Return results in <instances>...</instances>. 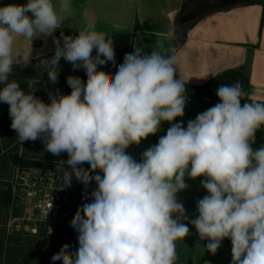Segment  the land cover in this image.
Listing matches in <instances>:
<instances>
[{
    "label": "clouds",
    "instance_id": "clouds-1",
    "mask_svg": "<svg viewBox=\"0 0 264 264\" xmlns=\"http://www.w3.org/2000/svg\"><path fill=\"white\" fill-rule=\"evenodd\" d=\"M70 7L69 0H60L61 11ZM60 26L52 0L0 7V102L9 106L18 142L42 139L49 153L66 152L68 159L57 166L62 186H70L73 176L85 188L96 185L70 221L77 249L64 244L52 261L176 264V242L189 235L190 223L213 255L227 238L231 264H264V145L253 148L264 128V102L242 105L239 80L220 85L219 103L185 127L175 122L187 102L185 82L176 78V49L168 55L134 49L109 73L98 66L115 61L113 41L90 22L76 36L61 34L62 43L54 39L55 54L41 61L53 84L61 58L85 70L86 83L70 75V94L49 93L45 103L31 82L26 92L9 79L14 66L33 60L32 47L14 44L17 37L32 43L51 36ZM167 35L174 39V29ZM163 122L170 125L166 134L139 161L126 152L160 131ZM186 177H203L207 192L196 202L194 219L177 198L188 187Z\"/></svg>",
    "mask_w": 264,
    "mask_h": 264
},
{
    "label": "crops",
    "instance_id": "crops-1",
    "mask_svg": "<svg viewBox=\"0 0 264 264\" xmlns=\"http://www.w3.org/2000/svg\"><path fill=\"white\" fill-rule=\"evenodd\" d=\"M188 1L69 0L71 7L66 13L60 9V0H52L61 26L51 36L32 43L17 37L14 48L32 47L33 60L45 57L53 53L56 33L78 34L94 22L98 32L128 46L127 53L138 49L145 54L155 50L168 55L170 48L176 49V78L185 82L187 102L185 115L175 122L182 121L185 127L197 114L219 103L216 90L220 85L230 86L239 80L245 92L242 105L264 102V0L238 1L213 9H189ZM26 3L27 0H0V7ZM173 29L175 38L170 39L167 34ZM169 127L168 122H163L160 131L139 145L129 146L126 152L139 161L141 153L155 145ZM262 145L264 128L256 133L253 148ZM202 179L186 177L188 187L177 194L189 219L196 218V202L207 195ZM188 227L189 235L176 242L180 246L176 248V264H231L229 239H224L213 255L205 249L208 241L201 240L190 223ZM77 247L78 242L71 239L70 251Z\"/></svg>",
    "mask_w": 264,
    "mask_h": 264
},
{
    "label": "trees",
    "instance_id": "trees-1",
    "mask_svg": "<svg viewBox=\"0 0 264 264\" xmlns=\"http://www.w3.org/2000/svg\"><path fill=\"white\" fill-rule=\"evenodd\" d=\"M138 28L134 27V31ZM76 36L78 34H70V33H56L54 39H60L61 43L62 36ZM112 39L113 47L115 51L120 55L119 61L117 65L123 62V58L126 54L124 52V45H121L118 41H116L115 37H107ZM56 45L54 43L53 53L51 55L37 58L32 60V63L24 66L23 64H19L14 66L13 72L9 77L10 80L14 79L19 82L20 87L26 91L28 87L27 79L31 75V73L38 77V74L41 73L44 68L41 61L43 59H50L55 54ZM61 64L65 63V60L61 58ZM116 71V69H115ZM37 79V78H35ZM36 91H40L39 98L42 99L45 103H50L49 93L56 94L57 91L60 94L67 95L69 94V89L63 85V83L57 84L53 90L50 87H46L43 85L42 80L34 81ZM41 95V96H40ZM37 142L44 144L42 139H37ZM36 141H29L31 143H36ZM18 139L17 133L11 128V118L9 116V106L6 103L0 102V170H2L5 174L7 170V165H11L12 167L17 165L19 158L16 153L18 147ZM46 151V150H45ZM48 154L49 152L46 151ZM51 154V153H50ZM52 157H49L50 160L47 162H36L30 163L24 161L21 163L20 168H28V167H40L46 169H52L58 167L53 166L52 161H56L60 156H55L51 154ZM87 163L83 164L82 167L86 166ZM64 169H67L65 165H63ZM96 173H91V175H95ZM3 179V178H2ZM11 205V186L7 183V181L0 180V218L7 212ZM13 209V208H12ZM15 210H12L14 215L16 213ZM38 237H23L19 234H14L12 236H4V231L0 228V264H62V261H52L51 257L53 254L57 253L64 244H69V251L71 249V235L69 232L65 230H59L57 234L53 237L48 238L47 230L42 228L39 229ZM26 235V234H24ZM5 240V242H4ZM4 256V259H3ZM1 261L3 263H1Z\"/></svg>",
    "mask_w": 264,
    "mask_h": 264
},
{
    "label": "built area",
    "instance_id": "built-area-1",
    "mask_svg": "<svg viewBox=\"0 0 264 264\" xmlns=\"http://www.w3.org/2000/svg\"><path fill=\"white\" fill-rule=\"evenodd\" d=\"M58 169L33 168L21 172L12 183L13 198L19 203L18 215L12 221V231L27 234L26 226L48 228L47 233L65 230L72 240L77 241V233L70 221L77 209L85 204V194L95 189L92 181L87 188L74 176L70 186H62ZM57 233V232H56ZM34 235V234H31Z\"/></svg>",
    "mask_w": 264,
    "mask_h": 264
},
{
    "label": "rangeland",
    "instance_id": "rangeland-1",
    "mask_svg": "<svg viewBox=\"0 0 264 264\" xmlns=\"http://www.w3.org/2000/svg\"><path fill=\"white\" fill-rule=\"evenodd\" d=\"M239 1V2H238ZM245 1H251V0H232V1H229L228 3H225V4H238V3H242V2H245ZM233 2H238V3H233ZM188 4V8L189 9H199V8H206V6H203V5H199L197 4V1L196 0H189L187 2ZM225 4H222V5H216V6H211V7H207V8H217V7H222L223 5ZM197 5V6H196ZM199 5V6H198ZM119 41V39L117 38L116 41ZM17 48V47H16ZM21 48L23 49H26L24 46H21ZM124 52H128V49L129 47L128 46H125L124 47ZM20 49V48H19ZM115 51V49H114ZM32 55H35L34 51H32ZM40 53V52H38ZM93 55H95V50L93 51ZM119 58H120V55L115 51V61L114 62H109L107 63L106 65H103V66H98V68H101L102 70L106 71V72H109V73H114L115 72V69H116V65H117V62L119 61ZM42 72L38 74V77H35L32 73L31 75L28 77L27 79V84H29V82H31L32 84H34V81H38V80H42L43 81V85L46 86V87H50L51 90L54 89V87L59 84V83H63V85L66 87V89L70 88V86L67 84V77L68 76H78L82 79V81H84L86 83V80H87V76H86V72L85 70L83 69H74L73 66L65 61L64 64H59V75H58V82L53 84L49 81V78H48V74H47V69L44 67L43 70H41ZM37 78V79H35ZM69 94L71 92V88L69 89ZM29 91V87L26 88V92ZM39 94H40V91L38 92H35V95L37 97H39ZM41 96V95H40ZM45 145L44 144H41L39 142L36 141V143H31L29 141H25L23 144L19 143L18 144V147H17V150H16V153L18 155V158H19V161L17 163V165L15 166H9L7 165V170H6V173L7 175H4L5 173L0 170V180H5L7 181L8 184H10L11 186V205H10V208L7 212L4 213V215L0 218V228L1 230H3L4 232V236H12L14 234H19L23 237H38L39 236V228L35 229L36 232L35 233H32L33 231V226L30 225L29 223L27 224L26 226V229H27V234L24 235L23 233H16L14 231H12V221L13 219H15V216L18 215V208L19 207V203L16 201V199L13 198V195H12V183H14V180L16 178L17 175H19L21 172L23 171H27L29 169H33V168H39V169H46V168H40V167H28V168H20L21 166V163L24 162V161H27V162H30V163H36V162H47L50 160L49 157H52V155L50 153H46L45 151ZM68 159V154L65 152V153H62L61 157L59 159H56V161H52L53 162V166L54 167H57L58 166V163L60 161H66ZM67 169L69 168V166L65 163L64 164ZM89 165L87 164L86 166H84V168H88ZM3 178V179H2ZM13 208V209H12ZM12 210H15L14 212L16 213V215H14V213L12 212ZM44 229H48V228H44ZM51 231V230H50ZM48 232V238L50 237H53L55 236L57 233L56 232H59L58 230H55L53 231L52 233L51 232ZM31 234H34V235H31ZM72 239V237H71ZM5 242V240H4ZM176 248H179L180 246L178 244H176ZM3 259H4V256H3ZM1 263H3L1 261Z\"/></svg>",
    "mask_w": 264,
    "mask_h": 264
},
{
    "label": "water",
    "instance_id": "water-1",
    "mask_svg": "<svg viewBox=\"0 0 264 264\" xmlns=\"http://www.w3.org/2000/svg\"><path fill=\"white\" fill-rule=\"evenodd\" d=\"M232 0H197V4L203 5L206 7L216 6V5H222L225 3H228Z\"/></svg>",
    "mask_w": 264,
    "mask_h": 264
}]
</instances>
